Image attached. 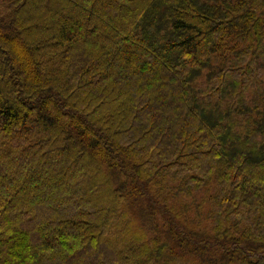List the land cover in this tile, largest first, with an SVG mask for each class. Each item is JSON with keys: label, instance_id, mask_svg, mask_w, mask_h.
Masks as SVG:
<instances>
[{"label": "trees", "instance_id": "1", "mask_svg": "<svg viewBox=\"0 0 264 264\" xmlns=\"http://www.w3.org/2000/svg\"><path fill=\"white\" fill-rule=\"evenodd\" d=\"M0 264H264V0H0Z\"/></svg>", "mask_w": 264, "mask_h": 264}, {"label": "rangeland", "instance_id": "2", "mask_svg": "<svg viewBox=\"0 0 264 264\" xmlns=\"http://www.w3.org/2000/svg\"><path fill=\"white\" fill-rule=\"evenodd\" d=\"M209 68H204V70L207 72V70H208Z\"/></svg>", "mask_w": 264, "mask_h": 264}]
</instances>
